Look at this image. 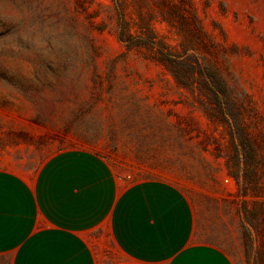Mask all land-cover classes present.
<instances>
[{"label":"rangeland","instance_id":"374dc122","mask_svg":"<svg viewBox=\"0 0 264 264\" xmlns=\"http://www.w3.org/2000/svg\"><path fill=\"white\" fill-rule=\"evenodd\" d=\"M1 149L168 181L264 264V0H0Z\"/></svg>","mask_w":264,"mask_h":264},{"label":"crops","instance_id":"0c3cea01","mask_svg":"<svg viewBox=\"0 0 264 264\" xmlns=\"http://www.w3.org/2000/svg\"><path fill=\"white\" fill-rule=\"evenodd\" d=\"M23 165L0 150V264H235L168 181Z\"/></svg>","mask_w":264,"mask_h":264},{"label":"trees","instance_id":"16d2710c","mask_svg":"<svg viewBox=\"0 0 264 264\" xmlns=\"http://www.w3.org/2000/svg\"><path fill=\"white\" fill-rule=\"evenodd\" d=\"M125 36H126L125 34L120 33V38H121V39H125Z\"/></svg>","mask_w":264,"mask_h":264}]
</instances>
